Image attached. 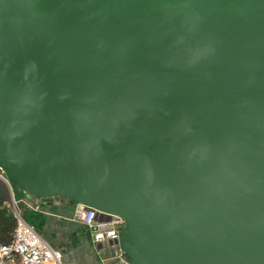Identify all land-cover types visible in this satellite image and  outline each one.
Segmentation results:
<instances>
[{
    "label": "water",
    "instance_id": "95a60500",
    "mask_svg": "<svg viewBox=\"0 0 264 264\" xmlns=\"http://www.w3.org/2000/svg\"><path fill=\"white\" fill-rule=\"evenodd\" d=\"M0 167L127 264H264V0H0Z\"/></svg>",
    "mask_w": 264,
    "mask_h": 264
},
{
    "label": "built area",
    "instance_id": "2783aa9c",
    "mask_svg": "<svg viewBox=\"0 0 264 264\" xmlns=\"http://www.w3.org/2000/svg\"><path fill=\"white\" fill-rule=\"evenodd\" d=\"M5 175L6 171L0 167V180L8 186L11 192L10 184ZM37 200H15L11 193L10 208L16 225L11 243L0 245V264H61L63 257L61 250L52 248L23 218L22 211L24 209L34 212L40 211ZM42 213L47 214L46 212ZM96 213L95 210H89L81 204H76L71 217L68 219L87 230L99 259L93 264H109L110 262L127 264L126 256L117 243L120 228L123 225L122 220L115 215H110L109 221L98 222L95 220ZM104 249L107 251L106 258L102 253Z\"/></svg>",
    "mask_w": 264,
    "mask_h": 264
},
{
    "label": "trees",
    "instance_id": "16d2710c",
    "mask_svg": "<svg viewBox=\"0 0 264 264\" xmlns=\"http://www.w3.org/2000/svg\"><path fill=\"white\" fill-rule=\"evenodd\" d=\"M5 176L10 184L11 192L8 186L0 180V245H9L11 243L12 237H13V231L16 225L15 218L13 217L12 211L10 208L11 193L13 194L15 200H22V199L27 198L28 196L27 193H25L24 191H21L17 187L16 183L14 182V180L10 177V175L7 172ZM32 200H36V199H32ZM37 201L39 202L40 211L34 212L28 209H24L22 211L23 218L29 225H31L36 230V232L43 239L46 238V240L50 242L52 239L51 237L53 235L51 226L53 225L54 218H56L57 216L62 217L58 210L59 206L54 205L53 202L59 201V202L65 203L66 206L68 207L69 206L75 207L76 203L69 202L68 200L62 199V198H55L51 204H44L41 200H37ZM42 212H46L47 214H43ZM62 218H60L61 221H63ZM78 228L79 229H77V231L74 230L73 233L70 232L68 234L67 242L64 244L65 247H68L67 250L71 248L70 247L71 241H75V238H77V235L81 233V231H83L82 233H84L85 235L88 234L87 230L83 226L79 225ZM88 239L89 238H87V241ZM62 255H63V252H62ZM104 257L106 258L107 255H105ZM93 258H94L93 263L99 260L98 257L96 256V253H95V257ZM109 264H113V263L110 262Z\"/></svg>",
    "mask_w": 264,
    "mask_h": 264
},
{
    "label": "rangeland",
    "instance_id": "374dc122",
    "mask_svg": "<svg viewBox=\"0 0 264 264\" xmlns=\"http://www.w3.org/2000/svg\"><path fill=\"white\" fill-rule=\"evenodd\" d=\"M26 200L32 201L30 197L27 196L25 198ZM57 204L59 201H55ZM61 216H57L54 218L53 225L51 226V230L53 232L52 239L51 241H47L46 238L45 241L52 247V248H57L59 250H62L63 252V257L61 260V264H93L94 259L92 257L89 250H86L82 253L81 256H78L76 251L82 250V248L76 249L79 246L80 242V234L77 235L79 236V239L75 238V241H71V248L69 250L68 247H65L64 244L67 242V237L70 232L73 233V231H77L79 229V224L70 222L68 219L70 218V213H65L62 211ZM62 218L63 221L60 220ZM81 226V225H80ZM81 230V229H80ZM85 242H88L86 238H84ZM78 243V244H77ZM77 245V246H76ZM65 247V248H64ZM89 251V253H88ZM67 252V253H66ZM103 255H107V251L104 249L102 250Z\"/></svg>",
    "mask_w": 264,
    "mask_h": 264
},
{
    "label": "crops",
    "instance_id": "0c3cea01",
    "mask_svg": "<svg viewBox=\"0 0 264 264\" xmlns=\"http://www.w3.org/2000/svg\"><path fill=\"white\" fill-rule=\"evenodd\" d=\"M54 203V205H56V206H59V213L61 214L62 213V211L63 212H67V213H70V215H72V213H73V210H74V207H68V206H66V204L65 203H62V202H59L58 204L54 201L53 202ZM71 217V216H70ZM78 239H79V236L77 237ZM84 238H89L88 239V241L89 242H85L84 241ZM79 248H82V250H80V251H76L77 252V254H78V256H81L82 255V253L84 252V251H86V250H89L90 251V253H89V251H88V253L89 254H91L92 255V257H95V249L93 248V246H92V244H91V240H90V237L88 236V234L87 235H85L84 233H82V234H80V242H79V246L76 248V249H79ZM94 259V258H93Z\"/></svg>",
    "mask_w": 264,
    "mask_h": 264
}]
</instances>
